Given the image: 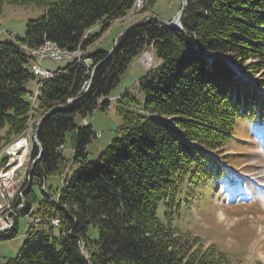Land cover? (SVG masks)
<instances>
[{
	"label": "trees",
	"instance_id": "16d2710c",
	"mask_svg": "<svg viewBox=\"0 0 264 264\" xmlns=\"http://www.w3.org/2000/svg\"><path fill=\"white\" fill-rule=\"evenodd\" d=\"M134 1L0 0V13L6 4L45 10L28 20L23 38L0 40V150L53 110L39 129L43 153L31 186L24 187L28 238L6 264H242L215 244L205 245L199 236L164 223L157 209L160 201L173 206L186 183L221 178L225 165L218 153L239 124L244 132L264 126L259 87L264 79L254 84L245 75L264 73V0H188L182 27L156 19L128 27L98 66L90 90L57 108L86 90L93 69L108 54L102 47L88 53L86 45L126 15ZM156 1L144 0L141 12L153 14ZM100 22L101 30L83 43L91 63L56 69L32 103L26 83L36 75L28 48L52 39L74 49ZM151 45L160 63L140 79L146 105L130 109L138 100L125 91L117 99L118 135L90 159L87 146L96 132L78 118L108 108L121 75ZM69 132L75 138L71 160L61 147ZM38 154L33 145L32 157ZM51 175L64 179L55 195L48 188ZM36 183L45 186L43 199L33 190ZM18 224L0 233V240L17 236Z\"/></svg>",
	"mask_w": 264,
	"mask_h": 264
},
{
	"label": "rangeland",
	"instance_id": "374dc122",
	"mask_svg": "<svg viewBox=\"0 0 264 264\" xmlns=\"http://www.w3.org/2000/svg\"><path fill=\"white\" fill-rule=\"evenodd\" d=\"M181 3L182 0H157L151 11L166 20H171ZM137 9L134 11L131 9L127 16L135 15L141 10ZM44 12V8L33 4L28 6L6 4L0 13V40L16 35L23 38L28 20L38 18ZM134 23L135 19L113 25L109 32H106L104 39L93 45V50L99 47L111 49L117 35ZM153 53L155 61L160 62L157 53L155 51ZM70 62L72 61L69 59L55 61L46 58L42 64L47 69L56 70L66 67ZM148 72L149 67L136 56L121 75L119 84L113 89L109 107L105 110L97 108L87 114L86 118L94 131L100 133L99 136L93 137L87 146L90 159H95L118 135L117 130L122 120L116 108L117 99L125 91H130L138 100V104H132L130 109L140 110L146 105L145 95L140 89V79ZM246 74L254 84H258L259 79H264L263 72L248 71ZM40 79L42 76L36 75V78L26 83V87L30 91H35ZM259 87L264 92V86ZM81 120L83 118L80 116L78 121ZM242 130L243 126L239 124L234 137L222 152L218 153L225 165L221 178L199 182L197 185L184 184L173 206L167 207L163 201L159 202L157 215L164 223H171L178 231L199 236L205 245L215 244L227 253L233 263L264 264V205L256 200H248L258 190L257 183L264 185V127H255L250 131L247 129L245 132ZM0 132H3V129ZM28 134L29 131L20 135L19 142L22 138V142L28 139ZM74 142V133L69 132L62 150L67 160L73 158ZM1 151L0 157L3 153ZM71 165L72 168L77 167L75 163ZM63 181L59 175L48 177V188L52 187V194L55 195L61 190ZM33 190L39 199L44 198L45 194L38 183L34 185ZM262 190L264 191V188ZM245 194L247 196L242 197ZM36 209L35 205L34 211ZM29 219L28 215L20 214L17 236L0 240V264H6L19 254L28 238ZM55 231L58 233L57 227ZM92 233L96 235V229H93Z\"/></svg>",
	"mask_w": 264,
	"mask_h": 264
},
{
	"label": "built area",
	"instance_id": "2783aa9c",
	"mask_svg": "<svg viewBox=\"0 0 264 264\" xmlns=\"http://www.w3.org/2000/svg\"><path fill=\"white\" fill-rule=\"evenodd\" d=\"M144 0H135L132 11L137 8H143ZM104 23L100 24L102 26ZM91 30L85 32L81 42L74 49L62 47L57 41L52 39H45L42 44L37 47L29 48L31 56L34 58L32 66L36 74H40L43 78L54 75V72L46 69L42 65V61L46 58L53 60L69 59L74 62L91 63L90 59L85 56L84 40L88 39ZM140 59L144 61L149 67H154V58L151 50L144 51ZM38 89L34 93H30L29 97L35 102L38 96ZM87 123V121H86ZM21 145L19 137L6 145L3 156L6 157L5 164L0 168V227L4 225H11L16 222V216L19 214V206L23 202V184L27 180L29 169L28 161L30 160L31 141L23 142L17 151L12 150V146ZM19 200L15 205L16 200ZM7 211V213H5ZM40 219H36L38 222ZM58 220H54L57 223Z\"/></svg>",
	"mask_w": 264,
	"mask_h": 264
},
{
	"label": "water",
	"instance_id": "95a60500",
	"mask_svg": "<svg viewBox=\"0 0 264 264\" xmlns=\"http://www.w3.org/2000/svg\"><path fill=\"white\" fill-rule=\"evenodd\" d=\"M187 3H188V0H182V4H181V8L177 11V13L173 16V18L171 20H166L158 15H155V14H152V15H149L146 19L144 20H141L135 24H140V23H146L148 21H150L151 19H156L168 26H180L182 27V17H183V14H184V10L187 6ZM133 24V25H135ZM131 25V26H133ZM130 26V27H131ZM127 30H124L123 32L119 33L115 39V43L113 45V47L108 50V54L107 56L102 60L100 61L96 66L95 68L93 69L92 73H91V77H90V80L88 82V86L86 88V90L79 96H76V97H73L71 99L68 100V103L66 105H60V106H57V108H63V107H68L70 104H72L74 101H76L78 98H80L81 96H83L84 94H86L91 86H92V83H93V79L95 77V74H96V70L98 68V66L104 61L106 60L108 57H110V55L114 52V50L116 49L117 45H118V42L120 40V37L126 32ZM53 111V110H52ZM48 112L46 115H44L36 124V128H35V131H34V135H33V139H34V144L37 145L39 147V154L33 158V160L31 161V164H30V169H29V172H28V181H27V185L25 187V190H27L30 186H31V180H30V177L32 175V171H33V168L35 166V164L37 163V161L40 159V157L42 156V145H41V142L40 140L38 139V132H39V129L42 125V123L45 121V119L48 117V115H50V113L52 112ZM23 190V191H25Z\"/></svg>",
	"mask_w": 264,
	"mask_h": 264
},
{
	"label": "bare ground",
	"instance_id": "6f19581e",
	"mask_svg": "<svg viewBox=\"0 0 264 264\" xmlns=\"http://www.w3.org/2000/svg\"><path fill=\"white\" fill-rule=\"evenodd\" d=\"M138 9H140V8H138ZM138 9H137V10H138ZM85 56H86V52H85ZM89 64H90V63H89ZM51 77H52V76H51ZM46 78H50V77L47 76ZM40 87H41V83L39 84L38 92H39V88H40ZM28 140H29V138L26 139L24 142H28ZM22 143H23V142H21V145H22ZM21 145H16V144H15L12 148H13L14 151H17V150L20 148ZM14 147H16V148L14 149ZM1 152L4 153V149H2ZM3 153L1 154L2 156H3ZM2 156H1V157H2ZM256 180H258V178H257ZM23 196H24V195H23ZM24 207H25V199H24V197H23V202H22V204L19 206V210L22 209V208H24ZM15 223H16V222H12L11 225H4V226H1V227H0V231H2V230H6V229H10V228L14 227ZM5 232H6V231H5ZM1 233H2V232H1Z\"/></svg>",
	"mask_w": 264,
	"mask_h": 264
},
{
	"label": "crops",
	"instance_id": "0c3cea01",
	"mask_svg": "<svg viewBox=\"0 0 264 264\" xmlns=\"http://www.w3.org/2000/svg\"><path fill=\"white\" fill-rule=\"evenodd\" d=\"M149 15V13H140V14H138V15H136V16H134V17H130V18H127V19H124V20H118V21H116L113 25H117V24H121V23H124L125 21H127V20H133V19H135V22L136 21H139L140 19H142L144 16H148ZM113 25L111 26V27H113ZM111 29V28H110ZM109 29V30H110ZM113 29V28H112ZM109 30H108V32H109ZM99 30H98V28L97 29H95L93 32H98ZM112 31V30H111ZM104 39V38H103ZM102 39V40H103ZM101 40V41H102ZM95 43H97V41L95 42ZM95 43H93L92 45H91V50H93V45L95 44ZM102 48H104V47H102ZM53 71H55V70H53Z\"/></svg>",
	"mask_w": 264,
	"mask_h": 264
}]
</instances>
